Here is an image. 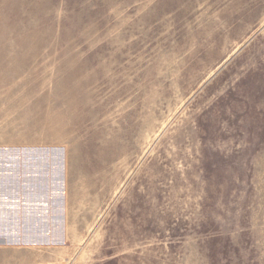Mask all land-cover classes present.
Here are the masks:
<instances>
[{"label":"rangeland","instance_id":"rangeland-1","mask_svg":"<svg viewBox=\"0 0 264 264\" xmlns=\"http://www.w3.org/2000/svg\"><path fill=\"white\" fill-rule=\"evenodd\" d=\"M5 144L64 205L0 264H264V0H0Z\"/></svg>","mask_w":264,"mask_h":264},{"label":"crops","instance_id":"crops-1","mask_svg":"<svg viewBox=\"0 0 264 264\" xmlns=\"http://www.w3.org/2000/svg\"><path fill=\"white\" fill-rule=\"evenodd\" d=\"M30 152L34 154L35 146L0 145V248L35 246L36 232L56 229L54 201L58 204L59 195L64 205V180L58 194H53L48 187L52 175L37 172Z\"/></svg>","mask_w":264,"mask_h":264}]
</instances>
